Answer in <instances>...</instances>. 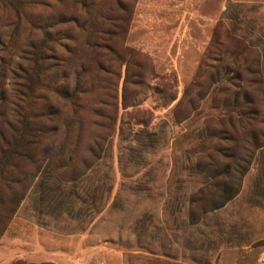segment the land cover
Wrapping results in <instances>:
<instances>
[{"label":"rangeland","instance_id":"1","mask_svg":"<svg viewBox=\"0 0 264 264\" xmlns=\"http://www.w3.org/2000/svg\"><path fill=\"white\" fill-rule=\"evenodd\" d=\"M182 1L187 9L194 4L195 43L183 47L178 68L162 49L149 54L132 47L139 0H51V7L46 0H16L20 28L10 23L14 11L0 2L4 118L12 117L14 103L24 105L29 37L38 33L34 23L47 18L69 45L60 48L67 61L59 83L73 90L79 82L84 90L76 114L42 90L39 107L59 110L51 122L58 129L48 130L51 136L42 142V149L53 151L40 167L17 160L0 179V263L264 264V124L237 129L250 141L256 135L260 145L242 163L246 170L212 180L229 163L217 149L232 133L223 124L232 110L209 79L217 66L211 58L216 36L243 41L253 47L250 58L264 63V0H223L218 13L212 10L217 0ZM180 15L169 14V32ZM94 20L97 31H91ZM176 52L171 47L168 55ZM203 59L211 67L198 79ZM72 153L71 165L57 163Z\"/></svg>","mask_w":264,"mask_h":264},{"label":"trees","instance_id":"2","mask_svg":"<svg viewBox=\"0 0 264 264\" xmlns=\"http://www.w3.org/2000/svg\"><path fill=\"white\" fill-rule=\"evenodd\" d=\"M0 2L6 8L14 11L15 17H10V23L20 28L22 25V14L15 8L16 0H0ZM45 3L49 7L52 5L51 0H46ZM66 20L67 18L63 17L62 20L60 19V22H65ZM69 20L76 19L72 17ZM36 24L34 23L35 29L38 30L36 32L38 33H35V36L30 35L29 37L30 50L27 59L29 66L25 69L26 72L23 70L28 78L27 85L20 91L21 101L24 105L20 102L14 103L13 114L10 119L4 118L0 112V179L2 180L7 179L6 173L8 167L17 165V160H25L32 166L40 167L42 165L41 161L48 159V156L53 151L52 146L42 149V142L51 136L48 130L56 131L58 129L51 122L57 120L56 116L59 115V110L51 107L46 111L39 107L40 100H44V93H47L45 90L52 92L53 95L60 98L59 102L65 106H69L74 114L79 112L81 107L80 101H78V93L84 90L81 89L80 83L78 82L73 90L59 83V80L63 77L60 71L61 69L64 70V65L67 61L60 48L68 49L69 45L60 41L58 36L59 31L55 30L57 22L53 18H47L45 22ZM98 24L99 22L94 20V23L91 24V31H97L99 28ZM102 29L103 27L99 31L105 33V36L108 38L107 29L103 31ZM227 38L221 40L219 36H216L214 41L215 51L212 52L214 53L213 57L210 54L218 67L215 66L214 73H211L214 77L211 75L209 79L213 85H217L218 92L228 97L224 101V104L232 110L223 123L228 125V129L232 133L227 135L228 131L226 132V137L222 139L226 140L227 143L219 146L217 149L219 153L228 159L229 163L226 165L225 173H215L212 180L223 174L229 176L232 174V169L235 172L242 169L246 170V168H243L242 163L250 162L255 154V150L260 145L256 135L252 133L250 141L249 139L241 138L237 134V129L242 131L249 129L255 123L264 124V63L260 56L250 58L249 54L253 51V47L239 40L234 44L229 36ZM99 46L102 47V45ZM106 48L108 52L114 55L118 54L113 47L110 48V45L106 46ZM3 65L5 66V60H2L1 67ZM1 67L0 78L2 79L6 71L4 69L1 70ZM210 67L211 65L207 64V60L203 59L197 73L198 79L204 78L207 68ZM243 70L249 74L248 77H244ZM223 76L225 77L223 78ZM127 79L128 77L123 89L124 98L127 91ZM221 80H224V82L222 83ZM202 83L200 81L197 86L201 88ZM0 87L2 86L0 85ZM42 90H44V93H42ZM201 98L204 99L205 97L202 95ZM1 101L2 91L0 92ZM27 102L31 106L30 111L27 110ZM108 118L110 119L111 117L108 116ZM45 124L51 125V127L45 128ZM252 145L254 149H252ZM55 156L57 158L60 155L55 154ZM74 159L75 155L72 153L65 160L58 159L57 163L64 166L71 165ZM3 198L0 195V204L4 209ZM3 209L0 208V213L4 211ZM206 212L207 210L204 211V213Z\"/></svg>","mask_w":264,"mask_h":264},{"label":"crops","instance_id":"3","mask_svg":"<svg viewBox=\"0 0 264 264\" xmlns=\"http://www.w3.org/2000/svg\"><path fill=\"white\" fill-rule=\"evenodd\" d=\"M207 1L208 0H199L200 3H206ZM220 2L221 3L218 4L219 0H217L215 7H213L212 10H216L214 11V13L222 12V10L224 9L223 0H220ZM189 5L190 4H188V6ZM193 8L194 4L192 3L191 6H189V8L187 9L186 2L182 0H139L135 19H140H138L137 24L135 23L134 19V23L131 29V32H137L138 39H136L137 43H131L132 47L142 49L149 54H155L157 49H162L159 51H163L164 54L166 53L165 57L171 58V60L175 62L174 66L178 68L179 59L180 57H182L181 55L183 52V47L184 50H187L190 49L195 43V39L192 33V24L194 20V13L192 12ZM170 13H172V15H176L178 13L181 14L175 21V24L178 23V25L177 28L174 29L175 31L172 30L173 32H169L171 25V22H169ZM199 14H201V17H205L204 11L199 12ZM195 20L198 22V24H200L197 18ZM135 24L137 26H135ZM201 28L203 30V33H207V25H201ZM173 34V38L169 39L170 35L172 36ZM209 41L211 42V40ZM210 42L206 41V45L209 46ZM171 47H175V49H177L176 55H168V51ZM207 48L205 46L202 47L201 52L204 51L203 49H205L206 51ZM157 56L161 55L158 54ZM184 60L187 61V59ZM191 62L197 63V61L194 60H192ZM203 218L206 221L205 223L207 224L209 218L208 213H206ZM199 223L200 221L196 222V225H198ZM26 254L28 255V253ZM27 255H25V257ZM2 263L3 261L0 264Z\"/></svg>","mask_w":264,"mask_h":264}]
</instances>
